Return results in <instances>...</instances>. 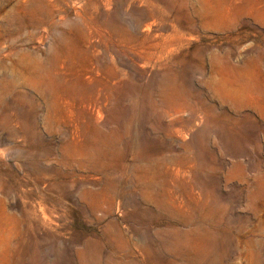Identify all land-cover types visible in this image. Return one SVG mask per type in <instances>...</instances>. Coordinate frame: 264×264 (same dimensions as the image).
I'll return each instance as SVG.
<instances>
[{
  "label": "rangeland",
  "instance_id": "obj_1",
  "mask_svg": "<svg viewBox=\"0 0 264 264\" xmlns=\"http://www.w3.org/2000/svg\"><path fill=\"white\" fill-rule=\"evenodd\" d=\"M0 264H264V0H0Z\"/></svg>",
  "mask_w": 264,
  "mask_h": 264
}]
</instances>
